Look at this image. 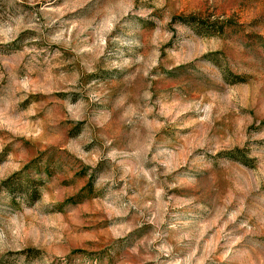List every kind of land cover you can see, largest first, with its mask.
Returning <instances> with one entry per match:
<instances>
[{"label": "rangeland", "instance_id": "374dc122", "mask_svg": "<svg viewBox=\"0 0 264 264\" xmlns=\"http://www.w3.org/2000/svg\"><path fill=\"white\" fill-rule=\"evenodd\" d=\"M0 264H264V0H0Z\"/></svg>", "mask_w": 264, "mask_h": 264}]
</instances>
